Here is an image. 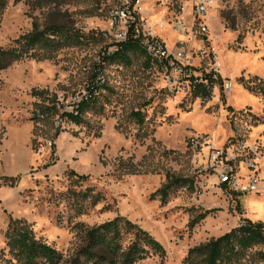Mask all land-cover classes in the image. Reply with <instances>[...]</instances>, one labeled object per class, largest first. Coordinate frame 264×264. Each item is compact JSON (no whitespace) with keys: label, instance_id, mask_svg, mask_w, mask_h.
<instances>
[{"label":"rangeland","instance_id":"1","mask_svg":"<svg viewBox=\"0 0 264 264\" xmlns=\"http://www.w3.org/2000/svg\"><path fill=\"white\" fill-rule=\"evenodd\" d=\"M109 10L106 0H5L0 11V47L33 26L67 25L86 35L81 45L0 70V255L12 264L19 263L5 234L15 221L64 260L84 245L88 228L125 217L165 251L142 264H204L201 255L187 260L192 248L244 219L264 225V0H215L203 43L195 29L187 66L193 77L219 79L207 99L193 97L185 75L142 53L128 64L102 61L113 50ZM167 41L171 48L172 34ZM95 74L105 88L75 124L62 114ZM216 149L241 188L257 181L255 192L219 182L208 163ZM69 171L86 179L73 182ZM171 177L192 188L176 187L164 202L152 196ZM88 188L102 198L79 200V213L72 200ZM263 251L255 245L220 264H264Z\"/></svg>","mask_w":264,"mask_h":264},{"label":"trees","instance_id":"2","mask_svg":"<svg viewBox=\"0 0 264 264\" xmlns=\"http://www.w3.org/2000/svg\"><path fill=\"white\" fill-rule=\"evenodd\" d=\"M4 7L5 0H0V11ZM85 37L81 30L72 26L48 25L41 29L33 26L30 32L16 38L9 47H0V70L8 68L15 62L37 58L40 54L48 55L61 48L81 45L85 42ZM136 53L144 54L135 41L129 40L117 44L111 52L106 50L102 61L128 64L129 55ZM212 85L211 74L204 75L201 82L195 85L193 97L209 98ZM103 88L104 81L97 74L93 75L91 85L86 87L71 112H65L62 116L75 124H80L82 115L95 106ZM132 117L139 124L143 123V115L140 112H133ZM68 176L74 178L73 182L86 179V176L78 175L74 171H69ZM187 184L192 188L191 183H187L186 180L171 177L152 196H159L164 202L176 187ZM101 198L99 193L95 194L88 188L86 191L75 193L72 204L78 209L77 212L81 213L79 200L96 205ZM207 213L199 218L203 219ZM242 221V224L228 233L192 248L187 260L189 261L193 255H201L204 257V264H220L224 259L237 257L252 246L261 245L264 248L263 223L247 219ZM195 222L193 220L191 225ZM18 224V221L10 222L5 236L8 252L19 264H142L152 256H158L160 259L165 257V251L157 240L122 216L88 228L84 233V245L64 260L56 249L36 239L31 231L25 229L26 227H19ZM0 264L12 263L0 255Z\"/></svg>","mask_w":264,"mask_h":264},{"label":"built area","instance_id":"3","mask_svg":"<svg viewBox=\"0 0 264 264\" xmlns=\"http://www.w3.org/2000/svg\"><path fill=\"white\" fill-rule=\"evenodd\" d=\"M106 2L110 7L108 35L112 42L109 48L114 50L119 43L135 41L151 63L164 70L174 69L185 75L193 93L195 85L201 82V77H193L192 69L187 66L189 59H192L188 44L198 37L196 28L201 31L199 39L202 43L205 41L203 38L205 18L208 11L213 8L215 0H106ZM157 15L158 20L155 19ZM169 34H172V42L175 41L171 48L167 45ZM108 35L102 33L101 36ZM197 56H202V53L198 51ZM211 77L214 87L219 79L215 73L211 74ZM225 90L229 91L230 85L225 86ZM208 163L222 185L232 190L255 192L257 181L251 178L247 186L241 188L233 175L232 166L221 151L212 150ZM242 222L240 221L239 225Z\"/></svg>","mask_w":264,"mask_h":264},{"label":"bare ground","instance_id":"4","mask_svg":"<svg viewBox=\"0 0 264 264\" xmlns=\"http://www.w3.org/2000/svg\"><path fill=\"white\" fill-rule=\"evenodd\" d=\"M155 19H156V20H158V19H159V16H158V15H157V16H155ZM257 200H258V199H256V201H257ZM259 200H260V199H259ZM251 202H252V201H251ZM257 202L259 203V201H257ZM257 202H256V203H255V202H253V203L257 204ZM261 204H262V203H261ZM248 206H249V205H248ZM254 207H255V210H256V207H257V206H254ZM254 207H253V208H254ZM260 207H263V205H262V206H260ZM259 209H260V208H258V210H259ZM263 209H264V208H263ZM255 210H254V211H255ZM262 211H263V210H261V212H262ZM255 212H256V211H255ZM256 214H257V213H256ZM256 214H255V215H256ZM258 214H259V213H258ZM258 214H257V215H258Z\"/></svg>","mask_w":264,"mask_h":264}]
</instances>
